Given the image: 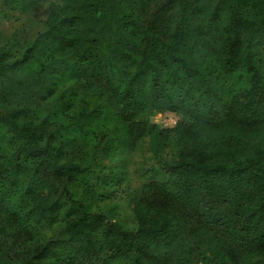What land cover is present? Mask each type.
<instances>
[{"label": "trees", "instance_id": "1", "mask_svg": "<svg viewBox=\"0 0 264 264\" xmlns=\"http://www.w3.org/2000/svg\"><path fill=\"white\" fill-rule=\"evenodd\" d=\"M65 75L124 156L41 117ZM0 264H264V0L0 2Z\"/></svg>", "mask_w": 264, "mask_h": 264}, {"label": "rangeland", "instance_id": "2", "mask_svg": "<svg viewBox=\"0 0 264 264\" xmlns=\"http://www.w3.org/2000/svg\"><path fill=\"white\" fill-rule=\"evenodd\" d=\"M0 2L5 4L11 0ZM53 90V95L39 110L41 117L48 118L65 138L76 139L82 146L94 140L110 141L116 149L115 157L126 154L124 134L121 132L123 123L107 109L100 108L84 83L69 75L56 77ZM146 117L161 128L173 127L182 120L180 114L156 110H149ZM152 142L157 150L165 144L157 133H152Z\"/></svg>", "mask_w": 264, "mask_h": 264}]
</instances>
